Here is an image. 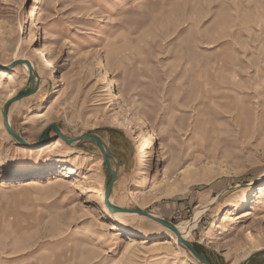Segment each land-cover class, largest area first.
<instances>
[{
  "label": "rangeland",
  "instance_id": "374dc122",
  "mask_svg": "<svg viewBox=\"0 0 264 264\" xmlns=\"http://www.w3.org/2000/svg\"><path fill=\"white\" fill-rule=\"evenodd\" d=\"M22 58L39 86L9 119L29 146L3 120ZM51 123L107 143L113 203L195 221L213 264L264 263V0H0V264H202L148 217H118L143 237L116 226L101 149L39 143Z\"/></svg>",
  "mask_w": 264,
  "mask_h": 264
},
{
  "label": "water",
  "instance_id": "95a60500",
  "mask_svg": "<svg viewBox=\"0 0 264 264\" xmlns=\"http://www.w3.org/2000/svg\"><path fill=\"white\" fill-rule=\"evenodd\" d=\"M23 64H26L28 66V71H29L28 84L24 89L17 92L14 96H12L5 103L4 109H3V120H4L5 128L8 131V133L20 144L29 146V144L13 129L10 119H9V110L13 103L18 102L22 100L23 98L34 94L38 90L39 80L37 77V72L35 70V67L33 66V63L30 60L25 59V58L15 59L13 62H11L9 65L5 67L12 68L16 65H23ZM50 130H53L57 134L58 138H61L63 141H65L69 145H72L82 140H90L94 142L101 149L105 157L108 169H109V176H108V179L106 181V186H105V205L107 206V208L109 209L111 213H133V214L148 217L158 222L159 224L165 226L166 228L170 229L172 232H174L177 236L178 244L182 246L183 248H185L190 254H192L200 263L213 264L208 258L203 256L189 240L183 238L182 234L179 232L176 225L172 223L171 221L161 216H158L156 214H153L149 211H146V210L137 209V208H126V207H122V206H119L113 203V201L111 200V195H112L113 186H114L117 174H118L119 164L114 160L110 147L107 145V143L103 140L101 136L95 133H83L77 137L68 138L62 132V130L57 126L56 123H51L42 132L39 138V143L43 142V140L45 139V137L47 136ZM260 255L261 254L250 255L244 261L243 264H248L250 260L254 258H258L260 257Z\"/></svg>",
  "mask_w": 264,
  "mask_h": 264
},
{
  "label": "bare ground",
  "instance_id": "6f19581e",
  "mask_svg": "<svg viewBox=\"0 0 264 264\" xmlns=\"http://www.w3.org/2000/svg\"><path fill=\"white\" fill-rule=\"evenodd\" d=\"M39 54H40V57L42 58V60L44 61V66H45L46 70L54 71L55 68H56V64H55V61L53 59H50V57H49V50L47 48H45V47H41L39 49ZM7 65L8 64H2L3 67L4 66H7ZM23 66L27 70L28 66L26 64H23ZM1 71L2 72H6L5 69H3ZM15 94H16V91L13 90V92L10 94V97L14 96ZM113 97H114V99H116V96L115 95H113ZM15 174L26 175L27 172H24V171H21V170L19 171L18 170V171H16ZM92 191H93V189L91 187H86V194H87V192H92ZM263 196H264V187L260 190L259 198L260 197H263ZM104 205H105V194H104ZM105 210H106V213L108 214V216L110 218H113L114 219L116 226L122 228L124 230V232L128 233L129 235L138 236V237H141V236L143 237V236L146 235V233L143 232V231H135V230H133V229L125 226L118 219V217H121L122 218L124 216H132L133 213H111L109 211V209L106 207V205H105ZM249 214L250 213H246L245 216H247ZM195 224H196L195 221L194 222H191L190 221V222H185L184 224H182L180 226V231L179 232L182 234L183 238H185V239L188 240L189 234L194 229ZM176 227H177V225H176ZM178 230H179V228H178ZM176 242H177V236H176Z\"/></svg>",
  "mask_w": 264,
  "mask_h": 264
}]
</instances>
